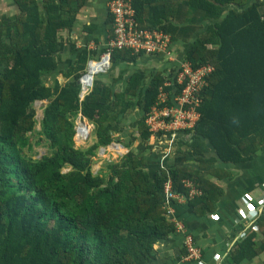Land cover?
<instances>
[{
  "label": "trees",
  "instance_id": "trees-1",
  "mask_svg": "<svg viewBox=\"0 0 264 264\" xmlns=\"http://www.w3.org/2000/svg\"><path fill=\"white\" fill-rule=\"evenodd\" d=\"M32 1L17 0L23 10L29 8L31 24L27 20L12 28L0 22V264H154V244L176 230V222L166 217L165 199L184 201L197 215L212 211L223 190L211 178L230 174L224 166H214L217 159L224 165L244 162L264 147V0L133 3L139 27L167 33L184 6L210 15L184 55L194 68L213 66L200 92L199 117L184 130L192 133L190 141L181 140L173 160L153 172L142 143L157 132L146 118L160 87L170 97L179 92L173 82L178 64L129 73V63L142 53L115 49L108 83L94 78L80 100L77 81L88 58L84 48L75 66L64 72L73 77L53 90L45 76L58 67L55 54L63 49L58 32L71 25L65 12L72 0H60L58 15L52 1L45 15L33 11ZM167 79L172 85H164ZM37 100L48 101L40 120ZM171 103L169 98L164 105ZM135 109L140 116L134 124L137 134L124 144L128 151L94 172L99 147L115 138L122 142L114 134L122 128L120 119ZM79 113L94 125L96 135L86 148L75 146ZM137 138L142 142L134 148ZM208 144L216 156L207 155ZM167 183L174 198L165 193ZM191 189L201 193L192 195ZM256 225L260 233L250 229L234 245L236 262L264 252V217ZM180 250L185 254L183 243Z\"/></svg>",
  "mask_w": 264,
  "mask_h": 264
},
{
  "label": "crops",
  "instance_id": "crops-1",
  "mask_svg": "<svg viewBox=\"0 0 264 264\" xmlns=\"http://www.w3.org/2000/svg\"><path fill=\"white\" fill-rule=\"evenodd\" d=\"M50 1H52L51 5L55 6V14L58 15L60 0H33L31 7H33V11L38 9L45 15L46 7L50 5ZM69 8V12H64L65 19L71 21V25L70 27L61 28L58 32V38L63 43V49L55 54L58 67L45 76L46 84L53 85V90L56 91L68 79L73 77L64 76V72H67L72 65L75 66L81 51L85 48L88 53L84 68L86 70L88 61L99 57L108 41V37L112 33L107 0H75V2L72 0ZM74 8L77 9L75 14ZM28 10L29 8L23 10L17 0H0V22L5 23L8 27H20L22 26L21 23H25L28 20V14L30 13V10ZM70 11L72 12L70 14L71 17L67 15ZM202 19L198 23L194 22L190 25L187 24L186 20L182 19H179V22H177L175 17L171 21L175 23L174 27L171 28L172 30L169 28L168 31V34L173 39V60L170 61L162 59V57L142 54L135 61L129 63V73L138 67L140 69H161L169 66V64L175 67V63L177 64V62L185 59V49L192 39L210 22L209 16L204 15ZM27 23L31 24V21L29 22L28 20ZM189 25L194 26V28L189 29L190 31L185 30ZM104 78L101 79L108 83V80L106 81ZM47 102V100H37L35 102V104L39 103L40 105V113H37L39 118L36 116L38 120L43 117L42 107ZM77 118L78 115L75 119L76 125L78 122ZM126 118L127 116H123L120 119L122 128L114 136L120 139L128 136L129 139L126 138L129 141L133 133L131 126L127 124ZM84 119L90 127L91 125L93 126L86 118ZM89 126L87 129H90L91 133L93 127L90 128ZM37 127H39V124ZM180 130H162L164 133H157L149 140L143 141L142 144L148 148H146L145 157L148 160L147 168L150 172L169 164L173 160L181 140L190 141L192 133L184 131L185 129L182 130L183 132H180ZM92 136H94L93 141L95 142V133ZM78 140L75 132V146L81 148L88 147H84V143H80ZM122 142L117 141L115 138L103 151L108 150L109 153L113 154V157L120 158L128 151V147L124 145L126 142ZM134 142L133 147L139 148L142 141L140 138H137ZM180 147L185 149V146ZM207 148L208 156H216L215 150L210 144H208ZM186 163L195 164V161H187ZM217 165L227 168L230 174L227 179L211 178L223 190L212 211L204 215H197L191 211V207L188 204L184 201H179V198L177 199L179 202L173 201L172 198L165 199L166 217L168 220L176 222V230L166 239H162L154 244V248L157 251V257L153 261L154 264H254L261 263L264 260V252L251 260L243 259L238 262L233 260L231 256L234 245L243 239L250 229L260 233L256 223L260 218L264 217V147L253 154L252 158L247 161L224 165L223 162L217 159L214 166ZM187 185H191V182L189 181ZM195 193H201V190H190V194L193 195ZM177 223L182 224L184 228L179 229ZM185 230L192 233L195 245L200 250V256L197 258H185L187 251L185 254L180 252V245L183 243L186 235V233L184 234ZM259 238L258 234L257 239ZM178 254L180 255L178 256Z\"/></svg>",
  "mask_w": 264,
  "mask_h": 264
},
{
  "label": "built area",
  "instance_id": "built-area-1",
  "mask_svg": "<svg viewBox=\"0 0 264 264\" xmlns=\"http://www.w3.org/2000/svg\"><path fill=\"white\" fill-rule=\"evenodd\" d=\"M135 1L107 0L112 33L108 37V41L99 57L88 61L87 69L79 78L80 100L92 88L95 75L106 72L110 68L112 53L115 49H129L135 54L142 53L162 57V59L170 61L173 60L170 35L161 29L139 27L133 5ZM93 62L98 64V69L90 82L84 83L82 78L88 73ZM177 64V69L173 72V82L180 88L179 92L174 91L170 97L164 86L160 87L158 99L146 118L150 130L157 133L166 129L183 130L194 125L199 117L196 107L201 99L200 92L205 85V76L213 70L210 63H204L194 68L188 60L182 59ZM173 82L167 79L164 85H172ZM169 98L172 101L171 105H164ZM77 119V139L87 140L90 133V129H87L89 125L81 113L78 114ZM170 187V183L165 185V193L168 197H175L176 194L171 191ZM177 227L179 229L184 228L180 223H177ZM183 244L187 251L185 258L190 259L200 256V250L193 243L191 235H186Z\"/></svg>",
  "mask_w": 264,
  "mask_h": 264
},
{
  "label": "rangeland",
  "instance_id": "rangeland-1",
  "mask_svg": "<svg viewBox=\"0 0 264 264\" xmlns=\"http://www.w3.org/2000/svg\"><path fill=\"white\" fill-rule=\"evenodd\" d=\"M204 15L205 16H210V15L206 14L201 9L194 8V7H185L184 6V7L181 8V11L177 14L176 21L179 22V19L186 20L187 24L191 25L194 22L198 23L199 20H203L202 18L204 17ZM174 24L175 23L170 22L169 28L170 29L173 28ZM190 25L188 26L187 29H185V28L184 29L187 30V31H190L189 29H191L192 27L194 28V26H190ZM158 64H160V63L158 62ZM129 71H130V69L128 68V72ZM105 73H107V72H100L97 75H95L94 78L98 77L99 79H101V78L105 77L104 80L107 81L108 77L106 76ZM60 81H62V80H60ZM35 106H36V116H37V118H39V115L37 113H40V108H39L40 105H39V103L38 104L36 103ZM126 116H127V118H126L127 124H128V126H131L132 133L133 134H137V130L135 128L136 126L134 124H135V121L138 120V117L140 116V111L138 109H135V110L131 111L130 113H128V115H126ZM92 127L94 129V125L93 126L91 125L90 128H92ZM93 129H92V132L90 133V137H88L87 140L81 141V140L77 139L78 142L84 143L83 144L84 147L85 146H89L90 144H92L94 142L93 141L94 136H92V134L94 133ZM169 130L172 131L174 129H169ZM126 137L129 139L128 136H125V137L121 138L122 141L128 142V139ZM106 146L99 147L97 156L93 157V163H92L93 171H97L100 167H104L106 165L107 161L116 160L118 158V157H113V154L109 153L108 150L103 151ZM35 149L40 152L39 154L44 153V151H45V149L43 147H39V146L36 147Z\"/></svg>",
  "mask_w": 264,
  "mask_h": 264
},
{
  "label": "bare ground",
  "instance_id": "bare-ground-1",
  "mask_svg": "<svg viewBox=\"0 0 264 264\" xmlns=\"http://www.w3.org/2000/svg\"><path fill=\"white\" fill-rule=\"evenodd\" d=\"M97 69H98V64H94V62H93V64L91 65V67L88 70V73L83 76L82 81L84 83L90 82V79L93 78L94 73L97 71Z\"/></svg>",
  "mask_w": 264,
  "mask_h": 264
},
{
  "label": "water",
  "instance_id": "water-1",
  "mask_svg": "<svg viewBox=\"0 0 264 264\" xmlns=\"http://www.w3.org/2000/svg\"><path fill=\"white\" fill-rule=\"evenodd\" d=\"M78 83L80 82V80L77 81Z\"/></svg>",
  "mask_w": 264,
  "mask_h": 264
}]
</instances>
